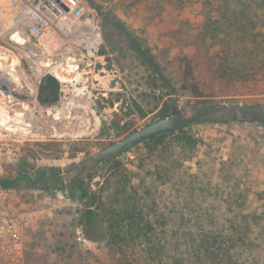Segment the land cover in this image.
<instances>
[{
	"label": "rangeland",
	"instance_id": "1",
	"mask_svg": "<svg viewBox=\"0 0 264 264\" xmlns=\"http://www.w3.org/2000/svg\"><path fill=\"white\" fill-rule=\"evenodd\" d=\"M209 1L83 0L101 27L103 57L96 74L85 77L104 84L115 73L120 86L107 99L100 95L75 106H67L60 91L52 106L37 105L45 76L36 82L23 59L21 66L15 64L20 55L8 40V16L0 10V70L9 74L2 83L29 96L23 101L0 90V179L40 168L64 172L47 180L48 190L43 185L11 191L12 211L20 217L27 240V264H123L108 243L104 224L87 232L80 221L85 205L77 199L82 189L72 194L67 184L82 158L169 115L171 98L179 101L185 118L209 104L226 105L229 122L192 126L200 140L192 160L167 139L163 144L141 142L110 161L87 165L86 179L93 175L91 191L110 197L118 185L128 183L126 178L139 187L147 213L167 220L170 258L162 264H264V124L243 122L252 117L239 113L246 105L264 103V82L219 75L221 45L196 31L205 16L200 4ZM2 5L5 0H0V9ZM121 25L154 56L175 92L167 95V84L139 58ZM201 238L219 249L225 242L220 250L225 262L221 256L195 257L193 239Z\"/></svg>",
	"mask_w": 264,
	"mask_h": 264
},
{
	"label": "trees",
	"instance_id": "2",
	"mask_svg": "<svg viewBox=\"0 0 264 264\" xmlns=\"http://www.w3.org/2000/svg\"><path fill=\"white\" fill-rule=\"evenodd\" d=\"M200 5H204L205 16L198 23L196 31L205 38L210 37L215 44L221 45L217 53V57L221 60L217 69L219 75L236 82H251V84L264 82V0H211L209 3ZM121 31L139 58L153 68L157 80L167 84L170 89L167 95L175 92L154 56L149 55L148 51L140 44L139 39L123 25H121ZM232 37L233 40H231ZM227 38H230L231 45L225 47ZM232 47L233 55L230 54ZM186 89L188 87L184 86L183 90ZM59 91L58 80L51 75L45 76L39 87L37 105L39 107L52 106L59 98ZM170 100L173 104L175 103L173 98ZM240 110V114L252 117L243 119L244 121L264 124V103L246 105ZM230 115L229 107L220 103L197 108L189 118H185L180 113L178 132L167 131L143 142L147 145L154 141L163 144L167 139H173L174 145L179 149V154L192 160L200 144L192 126L206 122L228 123ZM167 116L165 115L163 118ZM165 150H169V154H174L169 146H166ZM114 158L116 156H111L106 161ZM46 171V169L40 168L35 171L33 176L25 173L22 176L0 179V187L15 189L21 186L41 187L46 185L45 189L48 190L47 180L50 177L47 176ZM92 176L90 174L86 179L80 165L77 167L76 174L67 184L72 194L80 188L82 189L79 192L80 197L77 199L85 205L81 211L80 221L87 232H96L98 225L104 224L108 243L112 245L123 264H162L164 260L167 261V258H170L168 256L169 242L166 239L167 233L164 231L167 220L164 216L155 219L147 213L144 209V199L138 198L139 187L126 178L128 183L118 185L117 190H113L110 197L106 198L91 191ZM147 190L148 188L143 191ZM232 238L231 236L229 241L233 242ZM193 240L194 246L191 249L199 260L203 259L205 255H213L216 259L221 256L225 262L226 257L220 253L221 245H224L225 242L219 245V249L218 245L211 244L209 239ZM232 253L229 254L232 255ZM230 255L229 258H231ZM175 258L174 260H176Z\"/></svg>",
	"mask_w": 264,
	"mask_h": 264
},
{
	"label": "built area",
	"instance_id": "3",
	"mask_svg": "<svg viewBox=\"0 0 264 264\" xmlns=\"http://www.w3.org/2000/svg\"><path fill=\"white\" fill-rule=\"evenodd\" d=\"M5 1L0 10L8 16V40L20 55L15 64L21 66L23 59L34 81L40 82L46 75L56 78L60 99L67 106L80 101L92 103L100 95L107 99L109 92L119 88L120 79L115 73L107 75L104 84L99 79L89 83L85 77L96 74L97 63L103 64V57L101 27L83 0ZM12 190L0 187V264H27V240L20 217L12 211Z\"/></svg>",
	"mask_w": 264,
	"mask_h": 264
},
{
	"label": "water",
	"instance_id": "4",
	"mask_svg": "<svg viewBox=\"0 0 264 264\" xmlns=\"http://www.w3.org/2000/svg\"><path fill=\"white\" fill-rule=\"evenodd\" d=\"M0 90L6 97H13L15 99L26 101L29 96L23 93L18 87L14 89H9L7 85L0 82ZM244 122V120H242ZM180 122V104L176 101L173 104L170 114L162 119L155 121L154 123L132 132L127 137L122 140L116 141L106 148L102 149L98 153L90 156H85L81 159L82 171L87 168V165L95 167L97 164L103 162L111 156H119L122 153L129 151L131 148L135 147L139 143L143 142L150 137L159 135L167 131H179ZM83 166L85 168H83ZM56 174L62 175L64 172L61 169H52Z\"/></svg>",
	"mask_w": 264,
	"mask_h": 264
},
{
	"label": "bare ground",
	"instance_id": "5",
	"mask_svg": "<svg viewBox=\"0 0 264 264\" xmlns=\"http://www.w3.org/2000/svg\"><path fill=\"white\" fill-rule=\"evenodd\" d=\"M6 75H9V74H6L5 71L0 70V79L3 80V81H0V82H4V80L6 79V77H5ZM11 81H12V80H11ZM11 81H10V82H11ZM28 84H29V83H28ZM28 86H29V85H28ZM31 86H32V84H31ZM33 86H34V85H33ZM31 89H33V88H31ZM36 90H37V89H36ZM83 91H84V89L80 90L79 92H80V93H83ZM33 114H35L34 111H33ZM57 115H59V114H57ZM65 117H66V116H65ZM27 119H28V118H27Z\"/></svg>",
	"mask_w": 264,
	"mask_h": 264
},
{
	"label": "flooded vegetation",
	"instance_id": "6",
	"mask_svg": "<svg viewBox=\"0 0 264 264\" xmlns=\"http://www.w3.org/2000/svg\"><path fill=\"white\" fill-rule=\"evenodd\" d=\"M83 168H85V167L83 166ZM78 170H79V169H78ZM83 171H85V170L83 169ZM46 174H47L48 177H51V176L58 177V176H59V175L56 174L55 171H53L52 169L47 170V171H46ZM30 175H32V176L35 175V172L32 173V174H30Z\"/></svg>",
	"mask_w": 264,
	"mask_h": 264
}]
</instances>
